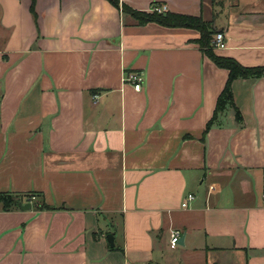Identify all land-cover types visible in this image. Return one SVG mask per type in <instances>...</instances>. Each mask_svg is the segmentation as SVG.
<instances>
[{
    "label": "crops",
    "instance_id": "0c3cea01",
    "mask_svg": "<svg viewBox=\"0 0 264 264\" xmlns=\"http://www.w3.org/2000/svg\"><path fill=\"white\" fill-rule=\"evenodd\" d=\"M120 4L200 17L216 55L264 65V0ZM198 38L106 0H0V193L53 208L0 205V264H264V77L203 136L228 73Z\"/></svg>",
    "mask_w": 264,
    "mask_h": 264
},
{
    "label": "trees",
    "instance_id": "16d2710c",
    "mask_svg": "<svg viewBox=\"0 0 264 264\" xmlns=\"http://www.w3.org/2000/svg\"><path fill=\"white\" fill-rule=\"evenodd\" d=\"M106 1H108L115 8H120L124 16L132 18L133 21L140 26L153 23L164 28H183L197 31L199 33V38L195 41V43L198 45L199 50L216 67L224 69L228 73L227 81L217 98L213 116L206 124L203 136H205V134L218 122L219 116L229 110L233 111L236 122L239 123L242 121L241 114L233 101L231 88L232 83L236 80L258 79L264 77V65L250 68L243 67L231 58L216 55L212 51V41L216 30L214 28H210L208 23L204 22L200 17L184 16L168 12L163 14L137 12L130 9L126 5L120 4V0ZM31 11H33V8ZM31 198L32 196L30 195L20 196L8 193H0V205H2L5 211H9L12 207L18 206L24 199H26L27 202H30ZM32 205H35L36 209L40 211L53 210V208H50L42 201L36 202L35 204L32 202ZM111 250H115V248H112Z\"/></svg>",
    "mask_w": 264,
    "mask_h": 264
},
{
    "label": "built area",
    "instance_id": "2783aa9c",
    "mask_svg": "<svg viewBox=\"0 0 264 264\" xmlns=\"http://www.w3.org/2000/svg\"><path fill=\"white\" fill-rule=\"evenodd\" d=\"M149 13L163 14L166 13L165 6H153L150 8ZM213 48L217 51H222L226 49V41L224 34L222 32H216L212 41ZM124 81L130 83L135 91H139L142 83V76L139 73L131 72L124 75ZM94 100L97 96L93 97ZM195 197L192 194H188L181 203V208L183 210L187 209L190 202H192ZM264 204V199H263ZM182 233L179 230H172L169 234L170 237V248L175 249L178 247Z\"/></svg>",
    "mask_w": 264,
    "mask_h": 264
},
{
    "label": "water",
    "instance_id": "95a60500",
    "mask_svg": "<svg viewBox=\"0 0 264 264\" xmlns=\"http://www.w3.org/2000/svg\"><path fill=\"white\" fill-rule=\"evenodd\" d=\"M19 209H20L21 211H28V210L31 209V204H30V203H26V204H23V205L20 204V205H19ZM106 242L108 243L110 249L114 248V237H113V235L108 234V235L106 236ZM180 244L183 245V237H182L181 240H180Z\"/></svg>",
    "mask_w": 264,
    "mask_h": 264
},
{
    "label": "rangeland",
    "instance_id": "374dc122",
    "mask_svg": "<svg viewBox=\"0 0 264 264\" xmlns=\"http://www.w3.org/2000/svg\"><path fill=\"white\" fill-rule=\"evenodd\" d=\"M208 25H209L210 28H212V26H211L209 23H208ZM212 51H213L214 53L217 52L214 48H212ZM24 200H25V201H24ZM24 200H23L22 202H20V204L23 205V204H26V203H32V202L35 201L34 197L31 198V201H30V202H27L26 199H24ZM20 204H19V205H20Z\"/></svg>",
    "mask_w": 264,
    "mask_h": 264
}]
</instances>
